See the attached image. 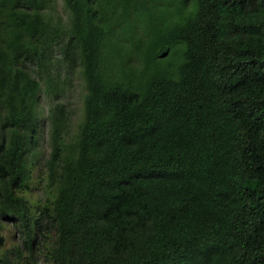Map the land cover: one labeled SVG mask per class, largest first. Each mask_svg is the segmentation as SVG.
<instances>
[{
    "label": "trees",
    "instance_id": "obj_1",
    "mask_svg": "<svg viewBox=\"0 0 264 264\" xmlns=\"http://www.w3.org/2000/svg\"><path fill=\"white\" fill-rule=\"evenodd\" d=\"M0 0V264H264V0ZM56 53L60 56L56 58ZM50 107L45 203L30 165ZM5 238L0 233V248ZM20 260V261H19Z\"/></svg>",
    "mask_w": 264,
    "mask_h": 264
},
{
    "label": "rangeland",
    "instance_id": "obj_2",
    "mask_svg": "<svg viewBox=\"0 0 264 264\" xmlns=\"http://www.w3.org/2000/svg\"><path fill=\"white\" fill-rule=\"evenodd\" d=\"M50 15L54 19H61L64 24H68L69 11L64 5L63 0H54L52 7L48 10ZM56 58H59V54L56 53ZM30 69L31 75H33L39 82L41 91L39 93L40 105L38 107V113L41 120V139L35 151V157L31 163L30 182H28V189L23 191L21 194L30 202L37 205L45 203L46 189L44 181V163L49 155V126L46 120L48 110L55 104H63L68 111V132L71 136L76 132L77 125L82 116V97H83V83L77 69L67 71L64 65L60 68L56 65L54 71L59 74L60 80L54 78L56 83V91L50 92L47 86V81L44 75L37 74L32 68ZM0 233L5 238V245L0 248V255L5 251H10L15 246H20L21 241L19 239L18 231L6 221L0 220ZM23 252V259L20 261L21 264H32L28 259V254L25 250ZM44 251L35 253V260L37 264H46L44 260Z\"/></svg>",
    "mask_w": 264,
    "mask_h": 264
}]
</instances>
